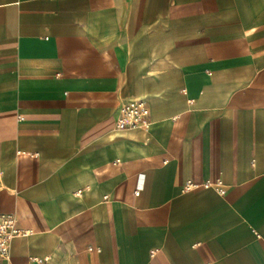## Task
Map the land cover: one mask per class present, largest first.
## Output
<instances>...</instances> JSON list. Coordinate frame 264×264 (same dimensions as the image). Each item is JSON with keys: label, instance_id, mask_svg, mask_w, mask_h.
Instances as JSON below:
<instances>
[{"label": "crops", "instance_id": "crops-1", "mask_svg": "<svg viewBox=\"0 0 264 264\" xmlns=\"http://www.w3.org/2000/svg\"><path fill=\"white\" fill-rule=\"evenodd\" d=\"M0 215V264H264V0H0Z\"/></svg>", "mask_w": 264, "mask_h": 264}, {"label": "built area", "instance_id": "built-area-1", "mask_svg": "<svg viewBox=\"0 0 264 264\" xmlns=\"http://www.w3.org/2000/svg\"><path fill=\"white\" fill-rule=\"evenodd\" d=\"M152 123L150 121V109L147 102L142 100H133L127 102L120 108L119 118L117 120L116 129L118 131L143 129L150 130ZM221 184H217L220 194L224 191L220 188ZM197 186L188 183L185 186L186 191L195 189ZM205 188L212 187L209 182L204 184ZM140 188L136 192V196L140 194ZM30 231L21 230L17 227V219L13 215H0V262L9 260L11 243L16 238L28 237ZM43 259H32L35 264H44Z\"/></svg>", "mask_w": 264, "mask_h": 264}]
</instances>
